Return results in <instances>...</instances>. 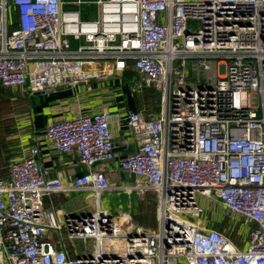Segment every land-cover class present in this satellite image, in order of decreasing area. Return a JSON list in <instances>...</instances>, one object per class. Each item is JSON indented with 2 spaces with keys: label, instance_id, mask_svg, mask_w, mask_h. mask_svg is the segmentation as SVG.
Returning <instances> with one entry per match:
<instances>
[{
  "label": "built area",
  "instance_id": "built-area-1",
  "mask_svg": "<svg viewBox=\"0 0 264 264\" xmlns=\"http://www.w3.org/2000/svg\"><path fill=\"white\" fill-rule=\"evenodd\" d=\"M128 66L135 93L160 95L155 116L127 110L135 151L113 164L106 111L47 125L48 145L85 172L64 186L35 149L8 165L0 264H264V0H0L1 87L74 89ZM116 171L127 184L110 185ZM71 191L94 210L57 222L43 196ZM110 191L153 193L154 226L101 209ZM216 205L242 222L240 244L203 225Z\"/></svg>",
  "mask_w": 264,
  "mask_h": 264
},
{
  "label": "crops",
  "instance_id": "crops-1",
  "mask_svg": "<svg viewBox=\"0 0 264 264\" xmlns=\"http://www.w3.org/2000/svg\"><path fill=\"white\" fill-rule=\"evenodd\" d=\"M125 76L129 77V82H123ZM136 77V72L131 66H128L122 78H103L89 84H80L74 89H58L44 93L6 89L12 96V100L16 102L20 99L25 100L17 106L13 114L16 130L13 136L15 140L13 159H20L35 149L37 151L35 161L38 166L47 171L50 178L58 177L64 186H69L72 179L85 172V168L79 164L78 154L75 151L58 153L52 149L44 138V130L47 125L55 121L100 111H106L109 115L115 153L113 164L115 165L120 159L132 154L136 149V144L127 125V110L142 112L147 118L158 113L155 110L136 107L134 102L136 93L133 91L131 83V80ZM110 179L116 185L127 184L120 171L110 175ZM135 193L140 197L137 192H105L99 196V206L110 213L116 212V209L130 213L128 210L132 205H129V197L135 196ZM114 195L120 197H116L113 207L110 208L107 201L102 202V199ZM42 200L44 209L51 211L57 222H62L70 214H88L95 207V197L89 191L48 194L43 196ZM132 200L134 201V199ZM130 215L134 223L146 227L140 220L134 219L131 213ZM221 218V214L219 215L217 211L215 215L212 213L210 221L203 225L218 229ZM61 238L68 256L74 258L72 244L66 238L64 229L61 230ZM52 239L55 243L58 242V235L54 232ZM56 245L59 246V244Z\"/></svg>",
  "mask_w": 264,
  "mask_h": 264
},
{
  "label": "trees",
  "instance_id": "trees-1",
  "mask_svg": "<svg viewBox=\"0 0 264 264\" xmlns=\"http://www.w3.org/2000/svg\"><path fill=\"white\" fill-rule=\"evenodd\" d=\"M86 18L85 14L82 16ZM16 101L12 100L10 93L0 86V107L4 110L2 117L0 118V178H6L8 165L14 160L13 153L15 149V140L13 136L16 133L13 114L16 110L12 103ZM135 105L139 109L155 110L159 111L160 95L150 88H143L139 93L135 94ZM230 225L228 219L218 223V229L220 233L225 235L235 244L238 236L241 235L240 227Z\"/></svg>",
  "mask_w": 264,
  "mask_h": 264
},
{
  "label": "rangeland",
  "instance_id": "rangeland-1",
  "mask_svg": "<svg viewBox=\"0 0 264 264\" xmlns=\"http://www.w3.org/2000/svg\"><path fill=\"white\" fill-rule=\"evenodd\" d=\"M85 2H91L94 0H83ZM86 7V6H83ZM194 81V77L191 78V82ZM123 82H129V77L125 76L123 78ZM25 102V100L23 101L22 99L18 100L17 102L12 103V105L14 106V108H16L19 104ZM160 107V105H159ZM0 107V118L2 117L4 110L2 111ZM110 185L111 186H116L115 182L112 181L110 179ZM127 196V194H125ZM135 196L131 195L130 198V203L129 205H132L130 207V209L128 210L134 217V219H138L140 220L143 224H145L148 227H153L156 221V202H155V197L154 194L151 192H147L144 195H140V197L138 195H136V193L134 194ZM115 197V198H114ZM116 197H120V196H112V197H106L105 199H102V202L107 201L109 203V207H113V205L115 204L116 201ZM134 199V201L132 200ZM132 201V203H131ZM218 211L219 215L221 214V220H219L220 222L227 220L228 217L226 215V212L224 209L221 208V206L216 205L213 208H209L204 212L202 220L205 222H209L210 221V217L212 215V213H215ZM115 214V213H112ZM242 226V222L239 221L236 225V227H241ZM243 227V226H242ZM241 227V228H242ZM240 228V231H242V229ZM244 237V235H240L237 238V242H241V238Z\"/></svg>",
  "mask_w": 264,
  "mask_h": 264
},
{
  "label": "water",
  "instance_id": "water-1",
  "mask_svg": "<svg viewBox=\"0 0 264 264\" xmlns=\"http://www.w3.org/2000/svg\"><path fill=\"white\" fill-rule=\"evenodd\" d=\"M47 92H51V91H47ZM122 177H125V179H129V177L126 174H122ZM71 216H74L76 214H70Z\"/></svg>",
  "mask_w": 264,
  "mask_h": 264
}]
</instances>
